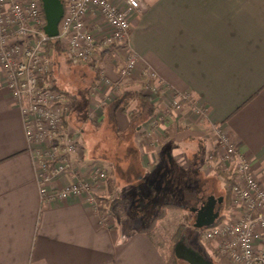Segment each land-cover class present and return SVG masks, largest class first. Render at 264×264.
Returning a JSON list of instances; mask_svg holds the SVG:
<instances>
[{
  "label": "crops",
  "instance_id": "0c3cea01",
  "mask_svg": "<svg viewBox=\"0 0 264 264\" xmlns=\"http://www.w3.org/2000/svg\"><path fill=\"white\" fill-rule=\"evenodd\" d=\"M141 2L146 13L136 11L131 17L130 49L139 58L131 76L117 75L126 59L119 48L97 64L77 66L83 68L90 95L83 107L74 93L78 89L59 87L54 74L55 85L72 98L69 122L84 137V156L71 166L79 177L88 176L93 165L111 173L115 181L103 201L110 208L107 198L116 196L113 212L102 208L96 214L79 198L43 204L22 114L0 68V264H226L215 249L219 243L188 241L185 226L172 240L180 218L194 224L191 209L209 198L216 200L215 211L224 221H236L244 212L232 194L224 210L226 178L233 166H224L220 133L264 189V0ZM87 23L100 25L97 37L107 30L97 13L88 15ZM144 70L155 79L144 76ZM104 78L110 81L105 92L112 96L107 104L131 89L153 101L149 87L162 86L169 93L191 94L206 113L187 103L175 111L163 109L165 130L159 135L149 120L130 122L127 114L137 107L134 102L115 114L113 137L122 141L113 157L109 142L102 139L111 130L107 107H100L98 94L93 95ZM127 139L130 151L124 147ZM70 180L64 176L53 185L62 187ZM163 209L165 216L147 230ZM170 215L177 218L165 229ZM159 234L172 240L164 242Z\"/></svg>",
  "mask_w": 264,
  "mask_h": 264
},
{
  "label": "built area",
  "instance_id": "2783aa9c",
  "mask_svg": "<svg viewBox=\"0 0 264 264\" xmlns=\"http://www.w3.org/2000/svg\"><path fill=\"white\" fill-rule=\"evenodd\" d=\"M61 1L64 13L54 39L59 42L64 59L78 65H93L102 61L110 49H123L126 59L116 72L122 79L131 76L139 62L130 49L131 17L136 11L146 13L141 0ZM92 13H97L107 27L101 37L95 32L100 25L87 23ZM45 26L41 0H0V68L5 86L22 114L43 204L79 198L100 214L109 174L93 165L88 176L79 177L71 166L73 159L83 158V142L80 132L69 122L73 112L71 95L54 83L56 62L54 54L47 50V43L53 38L46 35ZM143 75L156 77L146 70ZM109 83L104 78L103 84L93 90L94 96L98 94L100 107L112 100L104 89ZM149 90L153 102L159 105L149 124L159 135L165 130L163 109L175 111L187 103L197 112L206 113L204 107L193 103L189 93H169L162 86ZM219 137L225 149L224 166H233L232 201L242 204L244 212L236 221L223 220L203 229L202 237L206 241L218 240L221 252L235 264H264V189L230 139L223 133ZM64 176L70 177L69 183L62 187L53 185ZM114 200L116 196L112 195L111 201Z\"/></svg>",
  "mask_w": 264,
  "mask_h": 264
},
{
  "label": "trees",
  "instance_id": "16d2710c",
  "mask_svg": "<svg viewBox=\"0 0 264 264\" xmlns=\"http://www.w3.org/2000/svg\"><path fill=\"white\" fill-rule=\"evenodd\" d=\"M47 50L51 51L54 54V58H56V56H58V55L63 56L62 48H61L59 42L56 39H54V38L53 39H49V41L47 43ZM112 50H113V48L110 49L108 51V53H110ZM104 56H102V58ZM97 77H99V75H97L96 78ZM54 82H55V80H54ZM134 102L137 104V107L132 109V110H129V112L127 114L129 119H130V122L132 124L135 123V122H139V121L142 124L143 122H145L147 120H150L153 116H155V114L157 113V110L159 108V105L154 103L151 100V98L147 94L143 93L140 89L139 90H132V89L131 90H125L118 97H116L111 103L105 105L107 107V114H108L107 116H108L109 122L111 124L110 128H109L111 130H109L108 133H110L113 136H117L115 114L119 110H123V111L124 110H128L130 108L131 104L134 103ZM141 124L139 126H137V127H140V129H141ZM111 131H113V132H111ZM80 136H81L82 142H84L83 135L80 134ZM114 140H115V138L113 139V141ZM110 141H109V143H110ZM121 141L122 140H121L120 137L119 138L116 137L115 147H117V145ZM126 143H127V145L124 146V147L128 148V151H130V146H129L130 139H127ZM112 145L113 144H110L111 147H112ZM108 174H109V178H108L107 188L110 189V188L113 187V185H112V182H111V173L108 172ZM226 182H227V186H226L227 187L226 188L227 189L226 190L227 199L224 198V210H228L229 209V198L231 197V194H232V186H233V182H234V173L231 174L230 176H227ZM116 201L117 200H114L113 203H115ZM162 216H163V214L158 215L154 219L153 223L147 228V230L153 229L156 220H158ZM223 219H224V216H220V218H219L217 223L223 221ZM217 223H215V224H217ZM181 231H182V226L179 227L178 232L175 235V237H179L180 234H181Z\"/></svg>",
  "mask_w": 264,
  "mask_h": 264
},
{
  "label": "rangeland",
  "instance_id": "374dc122",
  "mask_svg": "<svg viewBox=\"0 0 264 264\" xmlns=\"http://www.w3.org/2000/svg\"><path fill=\"white\" fill-rule=\"evenodd\" d=\"M55 62H56V69H55V77H56V80H57V83H58V86L59 87H62V88H64V89H67V87L68 86H71L72 88H75L76 90L78 89V91H74V93H76V95H77V100H79V102H80V104L84 107H87V104H88V102H89V100H90V95H89V93L87 92V89L85 88L86 87V78H84L83 76H84V74H83V68L82 67H77V66H81V65H83V67L85 66V65H87V64H75V63H69V62H67L65 59H64V57L63 56H61V55H58V56H56V58H55ZM91 63H94V62H91ZM84 68H86V67H84ZM105 105H103V107H104ZM106 134H105V136L104 137H102V139L103 138H105V140L106 139H108L107 140V142L106 143H108L110 140V143H109V145L110 144H113L112 145V156L114 157L115 155V152H114V148H115V140L113 141V139H114V137H113V135H111L110 133H107V132H105ZM106 149H104V152H106L105 151ZM107 153V152H106ZM95 156H97V154L95 155ZM123 173V175H124V171H122V170H118L117 171V173H118V175H121L120 173ZM123 175H121V176H123ZM120 177V176H119ZM115 180H111V182H114ZM113 184V183H112ZM113 188V187H112ZM110 193V192H109ZM112 195H114V194H111L110 195V197H109V199H108V204L110 203V208H109V206H108V208H107V210L109 211V212H111L112 211V209H114V206H116L112 201H111V199H112ZM114 204V205H113ZM103 208V210H105L106 209V206H105V202L104 201H102V203H101V206H100V211H101V209ZM167 208V207H166ZM166 208H164L165 210H166ZM162 210L161 212V214H163V216L162 217H164L165 216V210ZM116 210V209H115ZM117 210H118V208H117ZM161 210V209H160ZM113 212V211H112ZM175 211H173V213L172 214H175L174 213ZM112 214V213H111ZM177 218V216H172V215H170L169 216V218H168V221H165V224H164V228L165 229H170V227H171V224H173V222H174V219H176ZM193 220V219H192ZM191 220V222L189 223V221L187 220V219H184V218H180V224L178 225V229H179V227L180 226H182V231H181V233L183 232V228H184V226L188 229L187 230V239H188V241L190 240V241H193L194 243L197 241V242H200L201 244H207V245H209V244H213L215 247H216V244L219 242L218 240H214V241H216V244H215V242L214 241H206V240H204L203 239V237H202V233H203V230H198L200 233H196L195 232V229H192L193 227H192V225H193V221ZM147 221H149L150 222V220H147ZM157 221L158 220H156V222L155 223H157ZM153 223V222H152ZM189 227V228H188ZM173 230H175V229H173ZM178 231V230H177ZM177 233V232H176ZM172 233H170V235H171ZM159 236H160V238H158V239H161V240H163L164 242L165 241H169V240H172V239H169L168 238V236H162L161 234H159ZM177 238L178 237H175L174 236V239L172 240L173 242L174 241H176L177 240ZM218 248V249H217ZM217 248H215L216 249V251H217V254H219L221 257H222V260L223 261H225L226 262V264H235V263H233L226 255H224L222 252H221V248H220V246H219V244H218V247ZM173 257V256H172ZM172 260H173V258H172ZM174 262V261H173ZM178 261L176 260V263H177ZM178 264V263H177Z\"/></svg>",
  "mask_w": 264,
  "mask_h": 264
},
{
  "label": "water",
  "instance_id": "95a60500",
  "mask_svg": "<svg viewBox=\"0 0 264 264\" xmlns=\"http://www.w3.org/2000/svg\"><path fill=\"white\" fill-rule=\"evenodd\" d=\"M43 12L46 18L44 31L49 38H55L58 35V25L64 13V5L61 0H41ZM222 203V198L218 199ZM216 200L209 198L206 203L198 209H191L196 214L193 224L197 230L213 226L220 218L219 211H215Z\"/></svg>",
  "mask_w": 264,
  "mask_h": 264
}]
</instances>
